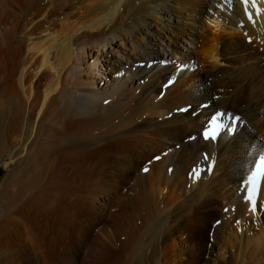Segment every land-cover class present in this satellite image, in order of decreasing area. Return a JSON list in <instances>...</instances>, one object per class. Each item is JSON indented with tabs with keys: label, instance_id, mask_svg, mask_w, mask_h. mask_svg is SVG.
Here are the masks:
<instances>
[{
	"label": "bare ground",
	"instance_id": "bare-ground-1",
	"mask_svg": "<svg viewBox=\"0 0 264 264\" xmlns=\"http://www.w3.org/2000/svg\"><path fill=\"white\" fill-rule=\"evenodd\" d=\"M0 164V264H264V0H0Z\"/></svg>",
	"mask_w": 264,
	"mask_h": 264
},
{
	"label": "rangeland",
	"instance_id": "rangeland-1",
	"mask_svg": "<svg viewBox=\"0 0 264 264\" xmlns=\"http://www.w3.org/2000/svg\"><path fill=\"white\" fill-rule=\"evenodd\" d=\"M193 60H191L190 62H192ZM197 67H199V65L197 66ZM0 166H3L2 164H0ZM12 165H10V167H11ZM2 170H3V168H2ZM1 170V172H0V181H2L3 180V178H5L7 175H8V173H9V171L10 170H3L2 171ZM94 230H95V228H94ZM81 257V256H80ZM80 257L78 256L77 258V261H78V263L77 264H80Z\"/></svg>",
	"mask_w": 264,
	"mask_h": 264
}]
</instances>
